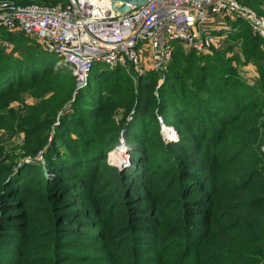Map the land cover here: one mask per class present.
<instances>
[{
	"label": "trees",
	"instance_id": "1",
	"mask_svg": "<svg viewBox=\"0 0 264 264\" xmlns=\"http://www.w3.org/2000/svg\"><path fill=\"white\" fill-rule=\"evenodd\" d=\"M238 3L264 16V0ZM231 24L237 50L174 44L164 74L103 67L79 90L36 39L0 30V137L19 139L0 141V264H264V52Z\"/></svg>",
	"mask_w": 264,
	"mask_h": 264
},
{
	"label": "built area",
	"instance_id": "2",
	"mask_svg": "<svg viewBox=\"0 0 264 264\" xmlns=\"http://www.w3.org/2000/svg\"><path fill=\"white\" fill-rule=\"evenodd\" d=\"M219 15L245 17L264 46V17L238 0H150L124 15L100 0H66L56 7L0 1V30L36 39L44 51L57 57L56 68L70 71L79 90L86 86L95 64L129 65L141 76L142 56L147 53L154 69L164 74L174 44L203 54L214 45L204 27ZM126 150L121 136L111 153L121 156L122 166L129 164Z\"/></svg>",
	"mask_w": 264,
	"mask_h": 264
},
{
	"label": "crops",
	"instance_id": "3",
	"mask_svg": "<svg viewBox=\"0 0 264 264\" xmlns=\"http://www.w3.org/2000/svg\"><path fill=\"white\" fill-rule=\"evenodd\" d=\"M66 3V1H65ZM242 6V5H241ZM243 20L247 23V19L245 17H237V16H229V15H219L216 17H212L207 25L204 27V33L206 36L212 38L214 41V45L212 48L208 49L204 53H209L211 51H221L224 50L228 45L234 46V50H237L238 45L229 42L228 37L229 34L232 32V27H231V22H234L236 20ZM249 27V26H248ZM252 35H255L251 32ZM256 36V35H255ZM184 51H190L183 45H180ZM261 49L264 52V46L263 44L261 45ZM173 50H174V45H173ZM240 64L237 66L236 70L238 75L246 81L247 84L253 85L252 81L253 78L256 76L255 68L252 63L246 62L242 55L237 51ZM50 54V53H48ZM53 55V54H52ZM55 56V55H54ZM144 56V57H143ZM142 56V61H141V66L144 68V71L148 68L153 67L152 59H150V54H143ZM56 57V56H55ZM57 59V57H56ZM58 61V59H57Z\"/></svg>",
	"mask_w": 264,
	"mask_h": 264
},
{
	"label": "rangeland",
	"instance_id": "4",
	"mask_svg": "<svg viewBox=\"0 0 264 264\" xmlns=\"http://www.w3.org/2000/svg\"><path fill=\"white\" fill-rule=\"evenodd\" d=\"M57 2H56V4L55 5H53V6H45V5H39V6H44V7H56V6H61V5H64L65 4V1L66 0H56ZM245 7V6H244ZM245 8H247V9H249V10H251L250 8H248V7H245ZM251 11H253V13H255L256 15H259L258 13H256L254 10H251ZM260 16V15H259ZM264 17V16H263ZM46 52V51H45ZM43 58H44V60H45V62L47 63V65L48 66H50V67H54V68H56V63H57V59H56V57L54 56V55H52V54H48L47 52L43 55ZM151 59V58H150ZM103 67H105V68H108L107 66H105L104 64H95L94 66H93V68H92V70H91V72L93 73V75H95V76H97L98 74H99V72L101 71V68H103ZM135 70V69H134ZM64 71H66V72H64V74H66V75H68L69 74V72L70 71H68V70H64ZM134 73H135V75H136V78H139V77H141V76H143V75H139L136 71H134ZM135 77V76H134ZM98 78V77H97ZM88 81V80H87ZM133 84H134V87H135V91H137V84H136V80L134 81L133 80ZM87 85V84H86ZM84 87H86V86H84ZM83 87V88H84ZM82 89V88H81ZM123 116L124 115H122V111H120L119 110V112L118 113H115L114 114V117H113V120H114V124L115 125H117V126H120L121 124H122V119H123ZM158 118H161V117H158ZM167 119L170 121V122H172V115L171 114H169L168 116H167ZM163 135V134H162ZM121 136H124V138H125V131H124V133H123V130L122 131H120L119 132V136H118V143H119V140L121 139ZM163 138L165 139V141L166 142H168V141H173V139L175 140L176 138H177V134L175 133H173V132H169V133H166V134H164L163 135ZM3 141V142H5V144L7 145V147H9V146H11V145H14L15 143H17V141L19 140L18 138H13V139H8L7 138V136L6 135H2L1 137H0V141ZM126 140V139H125ZM119 145V144H118ZM127 148H129V145H128V143H127ZM115 149H116V147H115ZM113 151V150H112ZM111 151V152H112ZM110 152V153H111ZM109 153V154H110ZM109 154H108V158L110 159V156H109ZM111 160H113V161H116V160H118V158L116 159V157H111ZM110 160V161H111ZM118 161H120V160H118ZM110 164V163H109ZM115 164L117 165V162L115 163H111V165L112 166H115ZM116 167V166H115Z\"/></svg>",
	"mask_w": 264,
	"mask_h": 264
},
{
	"label": "water",
	"instance_id": "5",
	"mask_svg": "<svg viewBox=\"0 0 264 264\" xmlns=\"http://www.w3.org/2000/svg\"><path fill=\"white\" fill-rule=\"evenodd\" d=\"M100 1L101 2H105L106 4H108L110 10L113 11L114 13L119 14V15H124L126 13H129L133 9H136V8H138L140 6L145 5L150 0H100ZM169 132L170 133L173 132L174 134L176 133L174 128H172V127H166L164 125L161 127V134L164 135V134L169 133ZM115 155L118 157V160H119V155L118 154H114L113 155L112 153H110L109 154L110 159L108 158V162L110 164L114 163V162L115 163L117 162V165L115 164V166L122 167L121 161H118V160L113 161V160H111V157L114 158Z\"/></svg>",
	"mask_w": 264,
	"mask_h": 264
},
{
	"label": "bare ground",
	"instance_id": "6",
	"mask_svg": "<svg viewBox=\"0 0 264 264\" xmlns=\"http://www.w3.org/2000/svg\"><path fill=\"white\" fill-rule=\"evenodd\" d=\"M118 157L116 156V159H117ZM120 158H121V156H119V160H120Z\"/></svg>",
	"mask_w": 264,
	"mask_h": 264
}]
</instances>
